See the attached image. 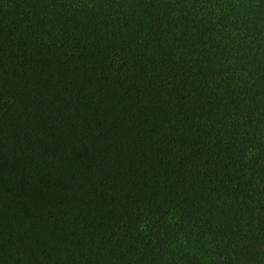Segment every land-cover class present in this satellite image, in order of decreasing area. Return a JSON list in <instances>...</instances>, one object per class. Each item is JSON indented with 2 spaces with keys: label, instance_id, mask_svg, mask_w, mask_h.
<instances>
[{
  "label": "trees",
  "instance_id": "1",
  "mask_svg": "<svg viewBox=\"0 0 264 264\" xmlns=\"http://www.w3.org/2000/svg\"><path fill=\"white\" fill-rule=\"evenodd\" d=\"M0 264H264V0H0Z\"/></svg>",
  "mask_w": 264,
  "mask_h": 264
}]
</instances>
